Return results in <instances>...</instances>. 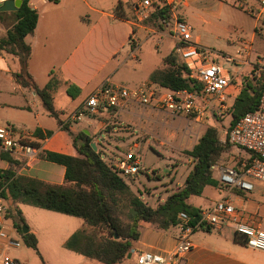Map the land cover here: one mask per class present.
Returning a JSON list of instances; mask_svg holds the SVG:
<instances>
[{
    "label": "crops",
    "instance_id": "1",
    "mask_svg": "<svg viewBox=\"0 0 264 264\" xmlns=\"http://www.w3.org/2000/svg\"><path fill=\"white\" fill-rule=\"evenodd\" d=\"M139 1L29 0L28 2V5L37 12L38 20L34 32L24 38V42L30 47L27 72L40 89L52 77L59 81L58 88L52 94L53 107L59 113V120L68 126L72 135L76 136V133L71 130L70 121H67L68 119L63 120L60 112L61 108L56 107V100L62 98L72 106L71 114L73 112L83 113L84 117L81 118L80 123L85 117L92 119L82 125L80 131L86 133L92 139L95 147H98V142H102L101 140L106 138L102 130L107 121L112 118L125 120L126 118L121 116L123 111L131 113L130 110H132L134 116L135 109L132 107L135 105H130L121 111L109 110L112 112L101 111L95 115L84 114V102L89 94L106 80L127 87H136L143 83L154 84L149 80L151 73L165 67L163 59L172 53L176 47V41L173 37L175 19L179 18L186 23H188V20L203 24L207 23L205 15H202L195 6L192 7L189 0H185V2L166 0L167 7L172 8V27L168 32L165 30L159 31L153 25L133 21L136 20L134 7ZM191 1L201 3L206 0ZM218 2L222 4L220 1ZM118 3L122 4L121 13L123 17H118L114 13ZM15 12L0 13V38L4 37L6 30L14 24ZM166 39L170 44L164 52H161L160 49ZM193 42L199 46H204L201 44L200 37H196ZM248 62V65H236L239 75L243 69L251 67V61L248 60ZM19 69L20 66L16 57L4 52L0 53V128H11L13 130L12 138H19L29 143H38L39 148L36 149L37 155L32 158H25L19 154H9L14 163H9L0 157V170H12L16 175L26 176L51 185H61L64 181V167L41 159L39 154L42 151L54 152L47 149L46 145L50 143L54 133L63 130L60 129L57 120L49 116L44 110L33 90L20 86L11 76L17 73ZM226 93H228V89L225 95ZM28 95L31 98L30 104L27 103ZM228 98L231 99V97ZM233 102L234 99L232 98L230 105ZM93 121H96V123ZM35 129H39L42 135L46 131L52 132V135L49 138L41 139L34 136ZM75 153L76 156L64 155L78 157L76 149ZM222 195L219 194L217 200ZM228 196L243 210L258 214L259 204L249 200V197L238 192H233ZM198 197H190L187 203L195 208L202 209L200 205L192 204V198ZM21 206L28 205L17 204L25 221ZM47 212H49L48 216L52 221L67 226L68 232L57 233L59 238L55 241L54 235L59 230L49 229L51 227L40 230V228L29 226L27 233L35 236L37 247L40 246V235H44L47 239V249H54L55 255L71 259L68 255L60 253V250H66L78 256V259H76L78 264H89V260L92 259L63 247L64 242L74 232L82 229V225L84 226L83 220L52 211ZM62 216H65V218ZM75 218L81 220L82 225L77 223ZM3 220L11 225V229L6 228L10 235L14 238L18 236L21 240V236L14 231L11 221L3 217V226ZM260 220L263 229L264 224L261 218ZM177 235V229L162 231L150 224L140 223L139 238L132 243V249L123 264H133L134 257L142 252L163 254L170 252L176 244ZM234 236V232L226 227L195 230L191 235L193 248L185 254L182 263L264 264V252L245 247L243 242H236ZM6 248L8 247L0 243L1 261L5 255L14 258L12 253L6 251Z\"/></svg>",
    "mask_w": 264,
    "mask_h": 264
},
{
    "label": "trees",
    "instance_id": "2",
    "mask_svg": "<svg viewBox=\"0 0 264 264\" xmlns=\"http://www.w3.org/2000/svg\"><path fill=\"white\" fill-rule=\"evenodd\" d=\"M221 1V0H217ZM29 0H22L14 13V24L0 38V53L4 52L17 58L20 69L14 74L15 81L22 87L33 90L44 110L57 120L61 130L70 136L68 126L59 120V113L54 110L52 94L59 86V81L51 78L43 88H38L27 72L30 47L24 38L34 32L38 20L37 12L28 5ZM122 4L118 3L114 13L123 17ZM165 21L169 19V7H156L152 14ZM151 14V15H152ZM264 24V19L263 22ZM164 68L153 71L149 80L155 85L171 91H187L198 94L201 85L188 77L186 68L178 62L175 50L163 59ZM233 84L239 86L231 106V120L228 128L248 112L255 110L261 92L264 90V68L252 75L251 80L240 76ZM236 80V79H235ZM69 92V88H68ZM114 110V109H112ZM34 136L49 138L52 132L44 135L35 129ZM92 140L80 131L72 136V144L78 157H72L50 151H42L39 157L45 161L64 167V181L61 185H51L26 176L16 175L12 170H0V199L8 205L7 217L14 231L28 248L37 250V240L33 234L23 233L24 218L17 204L60 213L84 222V228L74 232L63 247L101 264H123L132 249V243L139 238V226L144 222L162 231L177 229V215L183 212L188 217V224L194 227L201 209L187 203L193 196H200L206 186L218 187L211 168L220 159L221 154L230 147L219 143L216 129L209 127L199 137L187 155L194 161L191 172L182 187L169 195L163 203L152 208L132 193L124 179L115 168H110L102 155L90 147ZM38 149L35 142L29 143ZM1 145V143H0ZM232 149V148H231ZM2 160L14 163L9 153H0ZM126 203L121 207L128 210V224L124 226L115 215L117 200ZM90 230V231H88ZM101 231V232H99ZM118 239H114V235ZM234 240L243 242L237 235ZM42 264H45L44 262Z\"/></svg>",
    "mask_w": 264,
    "mask_h": 264
},
{
    "label": "rangeland",
    "instance_id": "3",
    "mask_svg": "<svg viewBox=\"0 0 264 264\" xmlns=\"http://www.w3.org/2000/svg\"><path fill=\"white\" fill-rule=\"evenodd\" d=\"M189 2L192 7L195 6L202 15H205L207 22L203 24L188 20V24L192 28V41L196 37H200L201 44L205 47L201 46L213 54L212 57L217 59L218 64L224 67L231 75H238V68L234 64L225 62L224 58L239 57L235 53L236 50H241L242 52L245 48L248 52L245 51L243 57L251 61V67L243 69L240 76L251 80L252 75H257L258 71L264 68V40L261 36L263 34L261 32L264 31V24L262 23L264 17L256 18V11L249 13L246 11V7L236 3L234 0H221L222 4L215 0H206L201 3L197 1L193 3L189 0ZM249 4L251 3H247V5ZM171 9L169 8V19L165 21L160 20L154 13H151L152 15L150 14L140 24H150L159 31L165 30L168 32L172 27ZM133 21L138 23L136 20ZM167 41L168 39L165 40L164 45L162 44L161 52H164L169 46L170 42ZM11 76L14 78V74ZM239 80L240 78H236L235 81ZM238 90L239 86L231 84L228 88V93H226L231 99L225 95L224 102H222L223 107L213 100V106L210 109L208 108L205 114L206 118L203 117L198 120L194 119L193 116L171 115L164 111L134 106L132 107L135 109L134 116L132 115V110H130L131 113L123 111L121 116L126 118L125 120L112 118L107 121L106 126L102 130L106 138L101 140L102 142H98L96 152L102 155L103 161L112 169L115 168L119 158H125L127 154L134 155L140 164V171L137 175L124 177V182L143 203L155 208L183 185L194 165V161L187 155V152L191 150L207 128L213 127L216 129L221 145H227L222 141L231 120L232 105L230 103L232 98L234 99L235 95H237ZM30 99L28 95V104H30ZM56 107L61 108L62 119L70 121L71 130L76 135L80 132L82 125L92 120L89 117L83 118L81 123L80 121L71 120L70 116L74 113L71 114L72 106L62 98L56 100ZM93 122L96 123V121ZM72 136L66 131H58L54 133L46 148L54 152L76 156L75 149L72 146ZM1 151L0 149V153ZM233 154L234 149L229 148L221 154L220 159L213 165L214 168H211L212 175L217 183L218 168L225 165H233L235 161L232 159ZM241 155L242 157H247L248 153L241 152ZM48 164L50 165V163ZM248 181L253 183L255 191L247 194L246 197L259 204L258 217L262 219L264 224V198L258 193L260 185L254 180L249 179ZM219 194L222 195L223 191L218 183V187H206L201 196L192 198L191 201L192 204L208 209L217 200ZM0 200L5 209L3 217H7L8 205L2 199ZM116 202L117 208L114 213L121 223L126 226L129 222L127 219L128 210L121 207L126 201L124 199ZM20 208L25 217L26 228L30 226L43 230L51 227L49 229L59 230L54 235L55 241L59 238L57 233L68 232L67 226L51 220L50 216H48L49 212L30 206H21ZM62 217L65 218V216ZM3 221L4 227L11 229L10 223ZM76 221L82 225L81 220L76 219ZM16 238L20 241V247L6 248L7 250H5L13 254L14 258H12L18 264H42L43 262L45 264H67L68 262H70L69 264H78L76 261L78 256L71 252L60 250V253L71 257V259H66L61 255H55L54 249H47V239H45L44 235H40V246L37 247L36 251L24 245L18 236ZM89 262V264H99L93 260H89Z\"/></svg>",
    "mask_w": 264,
    "mask_h": 264
},
{
    "label": "built area",
    "instance_id": "4",
    "mask_svg": "<svg viewBox=\"0 0 264 264\" xmlns=\"http://www.w3.org/2000/svg\"><path fill=\"white\" fill-rule=\"evenodd\" d=\"M179 1L185 2V0ZM234 1L246 7L249 13L256 11V18L264 17V0ZM247 3L251 4L247 5ZM167 5L166 0H140L134 7L135 19L140 23L146 20L156 7ZM191 30L188 23L179 18L175 19L173 23L175 53L178 62L188 71V77L201 85L198 94L185 90L174 92L150 83L127 87L106 80L86 98L84 111L95 115L101 111L112 109L121 111L130 105H135L164 111L171 115L193 116L198 120L206 118L205 114L208 108L213 106V100L223 107L225 92L234 83L237 75H231L218 64L210 51L194 43ZM261 33L264 40V31ZM245 51L248 52L245 48L242 52L237 50L235 53L239 57H225L224 60L235 66L248 65V60L243 57ZM82 116V112H74L70 119L80 121ZM12 134L11 128H0V149L3 152L19 154L25 158L37 155L36 148L29 142L19 138L14 139ZM222 142L234 149L232 159L235 160L233 165H225L217 170L218 183L224 194L210 208L200 210L198 222L194 227L189 226L185 213H178V235L174 248L164 254L139 253L134 257V264H183L185 254L193 248L191 235L195 230L200 229L229 228L235 235L243 238L245 247L264 252V230L261 228L258 214L243 210L228 196L233 192L243 196L253 193L255 186L248 181L251 179L259 183L258 193L264 198V90L255 110L248 112L228 128ZM219 143L221 144L220 141ZM241 152L248 153V156L242 157ZM115 169L120 177H130L138 174L140 164L134 155L127 154L125 158L117 160ZM4 213V205L0 200V243L8 248H19L20 241L12 237L3 226ZM1 263L18 264L7 255L3 256Z\"/></svg>",
    "mask_w": 264,
    "mask_h": 264
},
{
    "label": "water",
    "instance_id": "5",
    "mask_svg": "<svg viewBox=\"0 0 264 264\" xmlns=\"http://www.w3.org/2000/svg\"><path fill=\"white\" fill-rule=\"evenodd\" d=\"M22 0H0V13L4 12H15L20 7ZM86 134V133H85ZM90 147L96 152L94 143H90ZM23 233L26 234L28 229L26 226H22ZM114 239L117 240L118 236L115 234Z\"/></svg>",
    "mask_w": 264,
    "mask_h": 264
}]
</instances>
